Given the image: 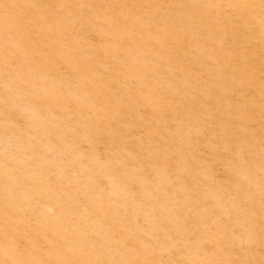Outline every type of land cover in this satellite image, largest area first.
Listing matches in <instances>:
<instances>
[{
	"label": "rangeland",
	"instance_id": "rangeland-1",
	"mask_svg": "<svg viewBox=\"0 0 264 264\" xmlns=\"http://www.w3.org/2000/svg\"><path fill=\"white\" fill-rule=\"evenodd\" d=\"M0 264H264V0H0Z\"/></svg>",
	"mask_w": 264,
	"mask_h": 264
}]
</instances>
